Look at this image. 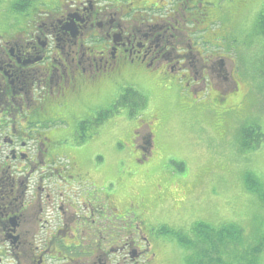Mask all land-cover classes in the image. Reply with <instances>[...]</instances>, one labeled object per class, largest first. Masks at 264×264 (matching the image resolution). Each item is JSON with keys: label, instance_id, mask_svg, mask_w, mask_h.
I'll return each instance as SVG.
<instances>
[{"label": "flooded vegetation", "instance_id": "1", "mask_svg": "<svg viewBox=\"0 0 264 264\" xmlns=\"http://www.w3.org/2000/svg\"><path fill=\"white\" fill-rule=\"evenodd\" d=\"M221 1L66 0L35 9L18 35L0 36V264H152L150 251L167 264L169 245L151 232L159 223L142 230L141 214L112 206V177L99 179L108 160L102 168L96 146L112 122L104 107L112 92L97 98L146 71L167 87L184 83L193 106L212 96L213 110L227 111L228 96L225 107L213 101L227 91L205 65L221 78L225 57L205 53L240 34L232 9L241 0ZM231 75L226 88L239 92L245 82ZM87 91L98 103L83 106ZM66 110L78 116L75 131L44 127ZM80 153L90 154L87 170ZM166 186L156 187L159 205Z\"/></svg>", "mask_w": 264, "mask_h": 264}, {"label": "rangeland", "instance_id": "2", "mask_svg": "<svg viewBox=\"0 0 264 264\" xmlns=\"http://www.w3.org/2000/svg\"><path fill=\"white\" fill-rule=\"evenodd\" d=\"M52 1L29 0L21 14L19 7L16 6L19 0H0V32L7 33L15 29L23 20L22 15L26 14L29 17L30 14H34L38 5L56 10L60 2H66ZM235 1L222 0L219 5L224 7L227 2L233 4ZM262 9L264 0H241L232 9L234 12L237 11L235 21L240 34L235 35L228 48L222 50L228 52L234 64L225 59L226 69L224 68L221 78L213 73L215 67L212 63H205L211 68L213 81L220 82L224 86L223 90L227 91L213 101L222 106V98L228 96L229 112L213 110L215 107L211 103L212 96L199 100L193 106L189 104L190 98H186L183 89L170 90L157 82L155 75L146 71L141 72L143 74H140L135 82L124 87L119 88L121 84L117 85V82L113 81L112 85L104 86L100 96L99 90L95 91L99 96L97 99L102 101L115 88L117 89L112 92L111 99L104 107L113 106L115 103L118 107V101L126 87L138 90L145 98V105L142 104L132 111L137 115L133 119H145L148 126L154 124L155 136L150 135L149 131L141 134L142 130L137 126L125 124L124 120L119 118L121 112L113 117L112 122L107 124L100 134L98 139L100 142L96 146L101 152L99 154L101 167L103 161L108 160L107 168L99 179L104 181L112 177L117 187L116 193L112 190L110 199L112 206L118 208L127 206L130 212L141 214L139 226L142 230L149 226V223L152 225L162 222L156 224L154 228L157 230V227L168 226L173 232L178 231V234L189 240V246L185 245L186 242L180 241V236L174 240L183 255L176 257L175 264H188L189 258L197 263L200 260L218 257H221L220 264H247L251 258L250 252L264 242V143L260 149L249 154L238 151L242 140L241 132L245 125L255 124L264 130V80H261V74H264V37L261 35V29L257 27V20L264 13ZM64 12L66 10L61 14ZM225 20H228V17H225ZM213 53L221 54V49H209L205 55ZM259 66L262 67L257 70ZM239 73L241 78L248 80V84H243L239 92H234L231 84L228 91L226 86L233 80L231 74L237 80ZM252 76H255L256 81L260 76V85L252 82ZM222 78L228 81L224 82ZM97 99L92 97L91 91H87L83 106L98 103ZM133 101L138 102L137 99L130 102ZM235 103L237 105H233ZM124 118H130V115L125 114ZM58 121L46 123L44 127L47 130H57L69 126L70 132L75 131L78 116L66 110L64 119ZM153 127L150 129L153 130ZM135 129L140 131L137 133V139H132V135L136 133ZM152 134L154 135L153 132ZM146 137L150 139L147 140ZM147 144L149 153L145 156L144 149ZM140 152L143 154L141 159L139 154L138 156L136 154ZM79 160L87 170L90 154L80 153ZM119 162L121 166L118 168ZM134 170H138L139 174L134 176L128 173ZM247 175H251L254 180L252 188L246 182ZM141 179H144L145 184H142ZM167 182L170 186H166L165 190L169 198L164 204L159 205L156 197L160 189L157 191L156 187H161ZM138 188L141 189L137 190ZM142 189L151 195L150 199ZM137 204L142 209L140 212ZM144 204L147 205L145 210ZM198 224H207L216 231L233 226L241 230L242 236L240 240L225 238L221 244L217 241L218 237L213 234L206 244L199 239L200 236L196 232ZM198 241H202L204 246L200 248L199 244L197 245ZM168 245L170 255L176 254L172 251L171 244ZM163 246L156 245L158 248ZM153 247L156 248L154 245ZM204 248L207 253L201 254ZM217 249L218 252L213 253ZM260 249L262 252L257 256L258 264H264V249L263 247ZM164 251L165 257L168 256L166 247ZM149 253L147 259L152 261V264L164 263L162 257H152L151 251Z\"/></svg>", "mask_w": 264, "mask_h": 264}, {"label": "trees", "instance_id": "3", "mask_svg": "<svg viewBox=\"0 0 264 264\" xmlns=\"http://www.w3.org/2000/svg\"><path fill=\"white\" fill-rule=\"evenodd\" d=\"M19 7L21 9H24L26 6H25V1H20L19 2ZM260 26H262V28L264 29V16L262 15L260 17ZM263 35H264V32H262ZM176 83L174 84V86H170L169 85V88L171 89H175L176 87ZM181 88V86H180ZM124 94L121 95L119 101H118V107H127V105H132V106H136L138 103H135L134 101L133 102H130L131 100H135L137 99L138 102L140 103V105H145V98L143 96L140 95L139 91L133 89V88H130L128 90H125L123 92ZM193 96V95H192ZM109 97V96H108ZM143 121H145V119H143ZM255 131L253 130H249V129H244L243 132H242V135H244V143H242V150H249V149H253V148H256L257 146H259L261 143L264 142V134L263 132L259 129V128H255L254 129ZM256 132H259L258 134H256ZM253 180L252 176L251 175H247L246 177V182L249 183L250 187L252 188L253 184H251V181ZM196 232L199 234L200 236V240H202L204 243H208L207 240H209L210 237H212V235H216L218 237L217 241L218 243H221L223 244L224 241H225V238L227 239H236L238 238V240H240L242 234H241V230L240 229H236L235 227L231 226V227H223L221 230L219 231H216L215 229L211 228L210 226H207V224H198L196 226ZM162 232L163 234H168L170 233V231L168 229H164L162 228ZM175 236L179 237L180 236V240L183 241V242H186V245H188L189 241L187 238H183L181 235L179 234H174ZM213 235V236H214ZM226 239V240H227ZM202 241H198L197 245L199 244V247L201 248L202 247ZM204 246V245H203ZM261 247H263L264 249V242H261V244L257 247L254 248V250H252L250 252V255H251V258L249 259L248 263L247 264H258V255L262 252V250L260 249ZM204 249H202V252L201 254L203 253H207L204 251ZM236 250V249H234ZM210 252H213L212 250H210ZM218 252V249L213 252V253H217ZM210 254V253H208ZM221 262V257H218V258H211V259H208L206 261H198L197 263L193 261V259L189 258L188 259V264H220Z\"/></svg>", "mask_w": 264, "mask_h": 264}]
</instances>
